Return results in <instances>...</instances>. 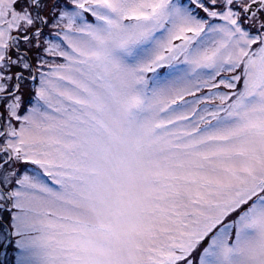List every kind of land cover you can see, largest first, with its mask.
<instances>
[{"label":"snow or ice","instance_id":"snow-or-ice-1","mask_svg":"<svg viewBox=\"0 0 264 264\" xmlns=\"http://www.w3.org/2000/svg\"><path fill=\"white\" fill-rule=\"evenodd\" d=\"M0 264H264V0H0Z\"/></svg>","mask_w":264,"mask_h":264}]
</instances>
